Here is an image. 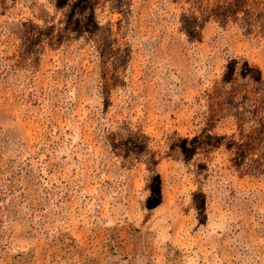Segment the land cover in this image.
<instances>
[{"label":"rangeland","instance_id":"1","mask_svg":"<svg viewBox=\"0 0 264 264\" xmlns=\"http://www.w3.org/2000/svg\"><path fill=\"white\" fill-rule=\"evenodd\" d=\"M0 264H264V0H0Z\"/></svg>","mask_w":264,"mask_h":264}]
</instances>
